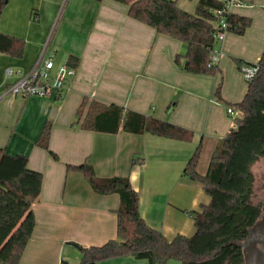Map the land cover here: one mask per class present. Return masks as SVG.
<instances>
[{
	"label": "crops",
	"instance_id": "crops-1",
	"mask_svg": "<svg viewBox=\"0 0 264 264\" xmlns=\"http://www.w3.org/2000/svg\"><path fill=\"white\" fill-rule=\"evenodd\" d=\"M236 2L231 10L235 16L255 20L264 15V0ZM248 29L242 35L226 34L214 77L193 75L184 71V43L130 18L124 5L111 0H8L0 16V32L23 40L24 48L20 58L0 53V149L9 156H26L28 169L42 175L40 194L32 205L34 230L19 264H79L81 253L73 243L88 248L116 239L118 195L94 193L67 166L88 164L100 178L128 177L139 198L140 217L166 240L194 233L190 213L200 212L209 197L183 177V171L199 145L202 150L211 148V155L233 127L226 106L216 99L215 86L221 85L226 69L243 78L233 59L248 64L259 60L264 24L256 39L238 46ZM48 37L47 52L55 55V70L67 65L69 57L78 59L70 87L58 98L6 94L16 77L5 78V70L26 72ZM245 88L233 98L224 92L220 97L236 104ZM84 99L182 127L193 133L192 140L122 130L83 131L75 122ZM46 124L52 128L49 148L57 159L36 146ZM133 159L141 163L131 168ZM95 264L148 262L121 257Z\"/></svg>",
	"mask_w": 264,
	"mask_h": 264
},
{
	"label": "trees",
	"instance_id": "trees-1",
	"mask_svg": "<svg viewBox=\"0 0 264 264\" xmlns=\"http://www.w3.org/2000/svg\"><path fill=\"white\" fill-rule=\"evenodd\" d=\"M102 1V0H95ZM127 7V15L157 33L186 45L183 55L184 71L193 75L215 76L217 68H209L210 50L213 48L215 30L214 12L223 8L221 0H198L195 13L180 9L176 0H111ZM8 2V1H7ZM0 0V16L6 6ZM229 32L242 35L251 20L230 15ZM24 42L0 32V53L20 58ZM76 57H69L67 66L75 69ZM236 68L255 67L254 76L247 80L243 99L227 104L220 97V84L215 90L219 103L238 110L241 115L232 118L233 127L215 145L203 175L197 167L201 155L199 145L188 163L183 177L197 185L208 197L200 212L190 213L194 233L190 237L176 236L171 241L151 228L139 214V198L128 177H97L88 164L67 166L79 173L92 191L98 195L116 194L119 205L116 216V239L97 247L84 248L72 245L81 253L79 264L131 257L146 260L148 264H243L240 242L258 216L254 205L252 166L264 158V49L256 64L233 59ZM76 125L83 131L116 134L126 133L189 142L193 133L154 117H146L124 108L105 106L86 99L76 111ZM51 125L46 124L36 146L50 151ZM140 160L133 159L131 168ZM42 185V175L28 169L26 156H9L0 149V264H19L31 239L35 219L32 205L37 201Z\"/></svg>",
	"mask_w": 264,
	"mask_h": 264
},
{
	"label": "built area",
	"instance_id": "built-area-1",
	"mask_svg": "<svg viewBox=\"0 0 264 264\" xmlns=\"http://www.w3.org/2000/svg\"><path fill=\"white\" fill-rule=\"evenodd\" d=\"M223 8L214 12L215 34L213 46L210 50L209 68H217L221 56L220 44L229 32L227 19L232 15V8L237 5L236 0H221ZM50 37L43 44L42 50L32 66L26 71H14L11 68L5 70V78L16 77L15 81L7 89L8 95L26 99L29 97H60L62 92L70 87V83L75 76V70L67 65L55 70L54 53L47 52ZM256 72L255 67H243L241 73L247 81ZM228 116L235 118L241 114L238 110L227 108Z\"/></svg>",
	"mask_w": 264,
	"mask_h": 264
},
{
	"label": "rangeland",
	"instance_id": "rangeland-1",
	"mask_svg": "<svg viewBox=\"0 0 264 264\" xmlns=\"http://www.w3.org/2000/svg\"><path fill=\"white\" fill-rule=\"evenodd\" d=\"M197 1L198 0H176V4L180 9L184 10L185 12L194 14L195 5ZM254 23H255V27L252 28V24ZM261 23L264 24V15L262 14L258 15L255 20H251V25L246 32L247 35L243 37L244 39L242 43L238 46H245L246 44H250L254 39H256L258 36L259 26ZM184 46L186 45L184 44ZM214 46H217V44H214ZM230 67L232 68V70L234 71L236 70L233 63H231ZM221 74H222V80L218 82V83H221L220 90H219L220 95H222L224 92L227 97L233 98L236 92L238 93L240 89L243 88V86L244 87L245 85L247 86V82L245 81L243 74H242L243 78H241V80L237 79V77H235L228 69H226L225 72L223 70ZM210 77H214V76H210ZM215 87H217V82H216ZM245 91L246 90H244V93L242 94V97H241L242 99L245 94ZM240 115L241 114H239L238 117ZM210 150L211 148L209 149L206 148L205 150H201V155H200V159L198 162V167H199L198 171L200 173L206 170V167L208 165L209 158H210ZM251 171L254 177L253 200L252 201L253 203L256 204V202L260 201V198L264 196V193L261 191V188L264 186V158L259 159L252 166ZM74 252H78V251H74ZM70 259L72 261V258Z\"/></svg>",
	"mask_w": 264,
	"mask_h": 264
},
{
	"label": "flooded vegetation",
	"instance_id": "flooded-vegetation-1",
	"mask_svg": "<svg viewBox=\"0 0 264 264\" xmlns=\"http://www.w3.org/2000/svg\"><path fill=\"white\" fill-rule=\"evenodd\" d=\"M261 191L264 193V186ZM254 205L259 208L258 216L249 228L246 238L239 244L242 249L243 264H264V196Z\"/></svg>",
	"mask_w": 264,
	"mask_h": 264
},
{
	"label": "water",
	"instance_id": "water-1",
	"mask_svg": "<svg viewBox=\"0 0 264 264\" xmlns=\"http://www.w3.org/2000/svg\"><path fill=\"white\" fill-rule=\"evenodd\" d=\"M6 2L8 1V0H5Z\"/></svg>",
	"mask_w": 264,
	"mask_h": 264
}]
</instances>
